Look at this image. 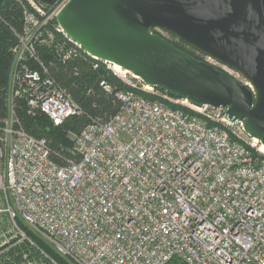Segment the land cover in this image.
<instances>
[{
    "label": "built area",
    "instance_id": "1",
    "mask_svg": "<svg viewBox=\"0 0 264 264\" xmlns=\"http://www.w3.org/2000/svg\"><path fill=\"white\" fill-rule=\"evenodd\" d=\"M24 1L0 122V264H16L4 261L9 252L18 264H264L263 145L228 108L173 99L114 71L128 87L116 93L122 106L74 137L72 157L57 163L47 141L23 128L19 101L55 127L84 114L39 47L113 70L65 35L58 16L72 0Z\"/></svg>",
    "mask_w": 264,
    "mask_h": 264
},
{
    "label": "water",
    "instance_id": "2",
    "mask_svg": "<svg viewBox=\"0 0 264 264\" xmlns=\"http://www.w3.org/2000/svg\"><path fill=\"white\" fill-rule=\"evenodd\" d=\"M51 7L58 0H38ZM87 52L196 105L228 108L264 145V0H72L58 16ZM164 30L250 83L197 61Z\"/></svg>",
    "mask_w": 264,
    "mask_h": 264
},
{
    "label": "trees",
    "instance_id": "3",
    "mask_svg": "<svg viewBox=\"0 0 264 264\" xmlns=\"http://www.w3.org/2000/svg\"><path fill=\"white\" fill-rule=\"evenodd\" d=\"M25 8L30 9L24 0H0V122L9 115L11 73L15 60L13 49L18 44L14 31L22 32ZM173 45L180 50L178 46ZM38 55L46 64H51V74L71 94L84 114L70 117L61 126L55 127L43 114L31 113L23 102H17L16 113L23 128L33 137L45 139L52 150L53 160L61 163V157H72L74 137L78 136L93 119L107 121L119 111L122 102L118 100L116 93L127 90L128 87L106 66L101 65L99 70H94L92 65L84 61L81 56L60 62L53 46L39 47ZM103 80L111 86L110 92L100 86ZM159 90L165 92L162 88ZM169 96L180 98L174 94H169ZM30 235L41 248L58 258L42 240L31 233ZM9 260L18 264L20 262L19 252H9L4 257V261L8 263ZM59 260L64 264V261Z\"/></svg>",
    "mask_w": 264,
    "mask_h": 264
},
{
    "label": "rangeland",
    "instance_id": "4",
    "mask_svg": "<svg viewBox=\"0 0 264 264\" xmlns=\"http://www.w3.org/2000/svg\"><path fill=\"white\" fill-rule=\"evenodd\" d=\"M155 33L157 35H159L160 37L166 39L167 41L171 42L172 44H175L176 46H178L180 48V50L184 51L185 53L189 54L191 57L195 58L197 61L200 62H205L208 63L210 65L215 66L216 68H218L220 71H223L225 73H227L230 77H232L233 79L239 81L242 84H247L250 85V83H248L241 75H239L237 72H235L234 70L228 68L227 66L203 55L202 53L194 50L193 48L189 47L188 45H186L185 43L181 42L179 39H177L174 35H172L171 33L164 31V30H159V29H155ZM112 64H110L111 66ZM113 66V65H112ZM111 66V70L113 69V67ZM114 73V70H112ZM12 74V73H11ZM174 99V98H173ZM3 204L0 201V209L3 207Z\"/></svg>",
    "mask_w": 264,
    "mask_h": 264
},
{
    "label": "bare ground",
    "instance_id": "5",
    "mask_svg": "<svg viewBox=\"0 0 264 264\" xmlns=\"http://www.w3.org/2000/svg\"><path fill=\"white\" fill-rule=\"evenodd\" d=\"M65 32V31H64ZM65 35L66 36H68V37H70L66 32H65ZM110 64H112L111 66L113 67V70L118 74V75H125V74H129V72L128 71H124L120 66H118V65H116V64H114V63H111V62H109ZM248 87H250L251 88V90L252 91H254V88H253V86L250 84V85H247ZM261 151H262V153L264 154V145H263V147H262V149H261Z\"/></svg>",
    "mask_w": 264,
    "mask_h": 264
}]
</instances>
